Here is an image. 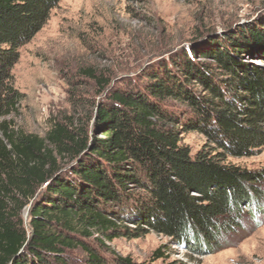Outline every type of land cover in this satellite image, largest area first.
I'll use <instances>...</instances> for the list:
<instances>
[{
    "label": "trees",
    "instance_id": "trees-1",
    "mask_svg": "<svg viewBox=\"0 0 264 264\" xmlns=\"http://www.w3.org/2000/svg\"><path fill=\"white\" fill-rule=\"evenodd\" d=\"M58 2L0 0V120L22 96L11 77L18 50ZM223 40L183 49L170 68L109 93L88 118L91 136L82 123H54L41 138L0 121V264H72L77 250L81 264H153L162 247L136 263L88 242L96 235L108 250L102 240L150 232L203 256L263 214L264 168L226 160L264 146V66L249 62L264 61V17ZM183 133L204 137L194 155Z\"/></svg>",
    "mask_w": 264,
    "mask_h": 264
},
{
    "label": "rangeland",
    "instance_id": "rangeland-1",
    "mask_svg": "<svg viewBox=\"0 0 264 264\" xmlns=\"http://www.w3.org/2000/svg\"><path fill=\"white\" fill-rule=\"evenodd\" d=\"M262 13L264 0H59L40 31L18 50L11 77L22 96L16 111L0 121L41 138L54 123L69 128L82 123L91 136L88 118L109 93L140 83L148 72L170 68V59H178L183 49L204 47L210 38L223 42L224 36L236 35ZM208 33L214 35L198 41ZM249 62L264 66L263 60ZM167 106L176 113L186 109L174 102ZM181 143L194 155L205 139L183 133ZM226 162L247 170L264 168V146L250 157ZM27 213H22L25 223ZM96 237L88 242L108 259L149 262L162 247L165 257L153 264H264V212L247 218L223 249L203 256L153 232L111 242L101 239L108 250L99 247ZM69 257L72 264H81L83 254L77 250Z\"/></svg>",
    "mask_w": 264,
    "mask_h": 264
},
{
    "label": "water",
    "instance_id": "water-1",
    "mask_svg": "<svg viewBox=\"0 0 264 264\" xmlns=\"http://www.w3.org/2000/svg\"><path fill=\"white\" fill-rule=\"evenodd\" d=\"M262 14H263V15H262ZM262 14L256 16L255 18H253V19H251V20L253 21V20H256V19L259 18V17L264 16V13H262ZM237 25H238V24H237ZM212 35H214V34H213V33L205 34V35L201 36V37L198 39V41L204 40V39H206V38H208V37H210V36H212Z\"/></svg>",
    "mask_w": 264,
    "mask_h": 264
}]
</instances>
